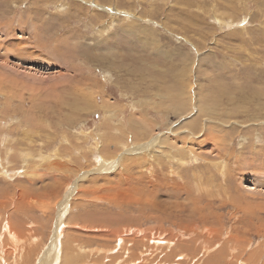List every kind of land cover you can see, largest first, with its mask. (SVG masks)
Returning <instances> with one entry per match:
<instances>
[{
  "label": "rangeland",
  "instance_id": "rangeland-1",
  "mask_svg": "<svg viewBox=\"0 0 264 264\" xmlns=\"http://www.w3.org/2000/svg\"><path fill=\"white\" fill-rule=\"evenodd\" d=\"M51 263L264 264V0H0V264Z\"/></svg>",
  "mask_w": 264,
  "mask_h": 264
},
{
  "label": "bare ground",
  "instance_id": "bare-ground-1",
  "mask_svg": "<svg viewBox=\"0 0 264 264\" xmlns=\"http://www.w3.org/2000/svg\"><path fill=\"white\" fill-rule=\"evenodd\" d=\"M134 61V60H133ZM102 164H105V163H102ZM107 166V165H106ZM103 169V168H102ZM61 213H62V211H61ZM61 213H60V215H61ZM58 222H59V220H58ZM61 227L59 226V224H57L56 223V227L54 226V228H53V230L55 229L56 231H58V229H60ZM8 232L6 233L7 235H9V237H10V240L13 242V243H16V239H15V235L11 232V231H9V228H8V230H7ZM62 231V230H61ZM56 235V234H55ZM51 244H53V247H51L50 248V250L52 251V253L53 254H55V253H57V250H56V248H57V246H56V242H55V237L52 235L51 236V238H50V245L49 246H51ZM65 262V261H64ZM52 264V263H51ZM55 264V263H54Z\"/></svg>",
  "mask_w": 264,
  "mask_h": 264
},
{
  "label": "water",
  "instance_id": "water-1",
  "mask_svg": "<svg viewBox=\"0 0 264 264\" xmlns=\"http://www.w3.org/2000/svg\"><path fill=\"white\" fill-rule=\"evenodd\" d=\"M70 194H71V191L69 192V189L65 192V196H64V204L61 206L59 205L60 207L58 208V210H62L64 207L63 206H66L69 199H70ZM50 243V241H49ZM50 246H48V250H49Z\"/></svg>",
  "mask_w": 264,
  "mask_h": 264
}]
</instances>
